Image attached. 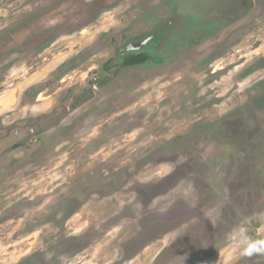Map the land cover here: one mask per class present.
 I'll use <instances>...</instances> for the list:
<instances>
[{
  "label": "rangeland",
  "instance_id": "obj_1",
  "mask_svg": "<svg viewBox=\"0 0 264 264\" xmlns=\"http://www.w3.org/2000/svg\"><path fill=\"white\" fill-rule=\"evenodd\" d=\"M170 2L0 0V264H264V0L120 65Z\"/></svg>",
  "mask_w": 264,
  "mask_h": 264
},
{
  "label": "flooded vegetation",
  "instance_id": "obj_2",
  "mask_svg": "<svg viewBox=\"0 0 264 264\" xmlns=\"http://www.w3.org/2000/svg\"><path fill=\"white\" fill-rule=\"evenodd\" d=\"M183 1L184 0H171L166 6L168 8L166 18L162 17L160 20H153L155 24H153V28L150 31L141 32L138 36H133L127 41H122L121 44L116 45L115 52L120 65L134 66L145 62L150 55L154 57V54H157L156 51H160V49L164 47L165 42L168 45L166 46L167 55L169 54L170 49H172L171 54L175 57L177 54V48H179V46H175L176 38L178 37L177 35L180 34V44L181 42L197 44L198 42L194 41L205 39H214V41L217 42V28L219 26H217V21H213L214 19H217V13L210 14L211 16L207 15L203 18H197L195 11L200 10V8L195 6L199 5L183 3ZM202 1H204L203 4L214 7L216 12L218 6L220 8L228 5V7H230L229 12L231 14L233 13V15L234 13L237 14V10L249 4V0H240V3L239 0ZM160 6L161 5H159V7ZM231 14L229 16H231ZM191 39L195 40H192V42L190 41ZM194 47L195 46H192L191 49ZM142 54L146 56L145 61L128 65L124 64L125 59L130 58V56L137 57ZM173 57L171 58L173 59Z\"/></svg>",
  "mask_w": 264,
  "mask_h": 264
},
{
  "label": "clouds",
  "instance_id": "obj_3",
  "mask_svg": "<svg viewBox=\"0 0 264 264\" xmlns=\"http://www.w3.org/2000/svg\"><path fill=\"white\" fill-rule=\"evenodd\" d=\"M236 235L239 236L240 239V246L242 247V255L251 256L254 253L264 254V247H255L252 248L247 244L246 238H244V229L241 227L237 230Z\"/></svg>",
  "mask_w": 264,
  "mask_h": 264
},
{
  "label": "trees",
  "instance_id": "obj_4",
  "mask_svg": "<svg viewBox=\"0 0 264 264\" xmlns=\"http://www.w3.org/2000/svg\"><path fill=\"white\" fill-rule=\"evenodd\" d=\"M145 55H140V56H130V58L125 59L124 64L128 65V64H134V63H141L143 61H145Z\"/></svg>",
  "mask_w": 264,
  "mask_h": 264
}]
</instances>
